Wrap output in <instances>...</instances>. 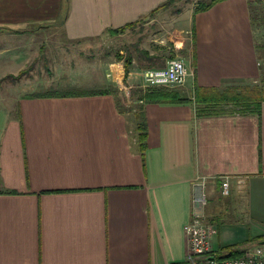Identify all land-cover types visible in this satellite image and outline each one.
Listing matches in <instances>:
<instances>
[{"label": "crops", "instance_id": "crops-1", "mask_svg": "<svg viewBox=\"0 0 264 264\" xmlns=\"http://www.w3.org/2000/svg\"><path fill=\"white\" fill-rule=\"evenodd\" d=\"M171 1L0 0V84L29 63L42 30L60 29L71 42L113 36ZM187 1L172 42L190 75L155 88L187 103L136 99L147 124L143 155L135 110L120 108L109 88L21 96L0 110V264H187L184 227L195 215L216 227L214 245L222 225L264 220V102L259 116L196 98L262 83L260 9L250 0L207 10L198 5L211 0ZM123 76L135 82L125 68Z\"/></svg>", "mask_w": 264, "mask_h": 264}, {"label": "rangeland", "instance_id": "rangeland-1", "mask_svg": "<svg viewBox=\"0 0 264 264\" xmlns=\"http://www.w3.org/2000/svg\"><path fill=\"white\" fill-rule=\"evenodd\" d=\"M261 3L256 4L260 9L256 36L264 82V7ZM189 7L191 3L187 0H173L163 10L140 21L133 29L119 36L105 35L94 40L71 42L63 37L60 29L42 30L38 34L39 41L34 44L32 57L28 58L29 63L19 74L1 82L0 110L9 106L16 108L21 96L53 92L82 93L104 88L119 89L126 109H134L139 103L132 91L155 89L145 87L140 73L147 69L163 68L168 60L181 59L176 56L180 48L172 42H178L174 33L175 19ZM61 18L56 19L55 23L59 24ZM128 55L133 57L130 73L135 79L134 83L128 82V79L125 81L123 76V63ZM260 84L262 86L263 83H253L233 91L243 90L254 95V86ZM225 226L220 227V235L216 238L217 251L227 246L242 250L246 246L260 243L253 238L264 234V220H249Z\"/></svg>", "mask_w": 264, "mask_h": 264}, {"label": "built area", "instance_id": "built-area-1", "mask_svg": "<svg viewBox=\"0 0 264 264\" xmlns=\"http://www.w3.org/2000/svg\"><path fill=\"white\" fill-rule=\"evenodd\" d=\"M264 7V0H250ZM189 70L182 60L168 61L164 68L147 69L142 73L145 87L168 88L184 85L189 77ZM222 195H230V179L222 178ZM197 204L204 206L207 203L205 195H202ZM188 242L187 264H264V245H250L240 250V254L233 257H225L226 253L217 251L213 242L217 229L214 225L195 215L190 223L184 227ZM224 255V256H223Z\"/></svg>", "mask_w": 264, "mask_h": 264}, {"label": "trees", "instance_id": "trees-1", "mask_svg": "<svg viewBox=\"0 0 264 264\" xmlns=\"http://www.w3.org/2000/svg\"><path fill=\"white\" fill-rule=\"evenodd\" d=\"M219 1H221V0H211L210 2H200L198 10H207ZM169 3H167V4H169ZM167 4H165L162 8L166 7ZM139 22H137L135 24L127 25V26L122 27L116 31H112L111 34H113V36L122 34L129 29H133ZM126 59L127 60L124 61L125 78H127L130 74V68L133 64V57L131 55H128V57ZM7 78H12V76L7 77ZM262 83L263 84L260 88H256V89L254 88V91H253L254 95L252 94V92L246 93L243 90H241L240 92H238L237 90H235V92L233 90H228L224 94H220L219 97H217L216 99H212L211 101H209V99L207 97H202L200 95L201 92L197 91L196 92L197 102L205 103V104L209 103V102H212V103L214 102V104L218 103V104H224L226 106L232 105V106H235L236 108H238V111H240V112H245V113L255 112L260 116L261 104L264 102V82H262ZM109 89L116 94L119 107L122 108L123 110L128 111L129 109H126V105L124 104L123 100L121 99L120 90L119 89H113V88H109ZM98 92L104 93L105 91H103V92L98 91ZM132 94L136 95L137 98H139V100H144L146 102L171 101V102H175V103H187V101L181 99V97L177 93L170 92V91L166 92L163 90L160 91V90H156V89L155 90L154 89H148V91L146 90V93H144L143 90H140L138 92L132 91ZM36 96L39 97L41 95H36ZM44 96H60V94L58 92H53L52 94L44 95ZM131 110H133V111L135 110V118L138 121V130L140 132L139 140H140V144H141L140 149H141V153L143 155L145 152L146 145H147V124H146V119H145V113L143 112V107L139 106V105L137 107H135L134 109H131ZM201 112H206V111L203 110ZM8 193L13 194L14 192H8ZM239 254H240V250H234L233 248L229 247L226 249L225 257H233V256H237Z\"/></svg>", "mask_w": 264, "mask_h": 264}, {"label": "water", "instance_id": "water-1", "mask_svg": "<svg viewBox=\"0 0 264 264\" xmlns=\"http://www.w3.org/2000/svg\"><path fill=\"white\" fill-rule=\"evenodd\" d=\"M261 245H264V241L260 243Z\"/></svg>", "mask_w": 264, "mask_h": 264}, {"label": "bare ground", "instance_id": "bare-ground-1", "mask_svg": "<svg viewBox=\"0 0 264 264\" xmlns=\"http://www.w3.org/2000/svg\"><path fill=\"white\" fill-rule=\"evenodd\" d=\"M166 67V66H165ZM164 68V67H163Z\"/></svg>", "mask_w": 264, "mask_h": 264}]
</instances>
